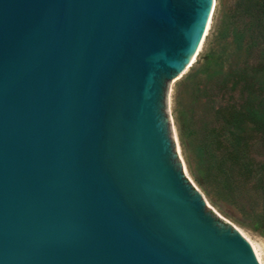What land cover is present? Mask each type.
Here are the masks:
<instances>
[{
	"label": "water",
	"instance_id": "1",
	"mask_svg": "<svg viewBox=\"0 0 264 264\" xmlns=\"http://www.w3.org/2000/svg\"><path fill=\"white\" fill-rule=\"evenodd\" d=\"M214 2L0 0V264H260L169 115Z\"/></svg>",
	"mask_w": 264,
	"mask_h": 264
},
{
	"label": "trees",
	"instance_id": "2",
	"mask_svg": "<svg viewBox=\"0 0 264 264\" xmlns=\"http://www.w3.org/2000/svg\"><path fill=\"white\" fill-rule=\"evenodd\" d=\"M248 20L234 27L238 47L230 54L207 56L188 75H204V98L198 114L181 119V136L191 156L195 179L223 199H234L240 187L252 183L264 189V0H243ZM251 34L243 44L246 31ZM259 145L262 159L253 156Z\"/></svg>",
	"mask_w": 264,
	"mask_h": 264
},
{
	"label": "rangeland",
	"instance_id": "3",
	"mask_svg": "<svg viewBox=\"0 0 264 264\" xmlns=\"http://www.w3.org/2000/svg\"><path fill=\"white\" fill-rule=\"evenodd\" d=\"M243 0H215L208 28L195 60L181 75L170 85L169 91V115L173 124V129L179 145V153L184 161L186 175L195 186L202 192L208 205L226 221L235 225L240 232L249 240L252 247L257 252L260 264H264V189L249 183L245 187H240L236 197L226 199L218 197L212 187H203L195 179V170L191 156L185 146V141L181 136L180 121L187 119L189 112L193 119L198 114L202 96L196 98L199 87L206 84L204 75H200L196 80H189L188 75L200 63L205 61L207 56H214L215 53H232L238 43L234 39V27L242 26L248 18L244 17ZM251 34H256L250 30L245 32L243 44L247 42ZM195 82V83H194ZM253 156L257 160L262 159L263 150L257 145L253 148Z\"/></svg>",
	"mask_w": 264,
	"mask_h": 264
},
{
	"label": "bare ground",
	"instance_id": "4",
	"mask_svg": "<svg viewBox=\"0 0 264 264\" xmlns=\"http://www.w3.org/2000/svg\"><path fill=\"white\" fill-rule=\"evenodd\" d=\"M210 21V20H209ZM208 24H209V22H208ZM208 24H207V28H208ZM207 28H206V30H205V34H206V31H207ZM249 241V240H248ZM251 244V243H250ZM252 246V245H251ZM254 247V246H253ZM252 247V248H253ZM253 250H254V252H255V255H256V257L258 258V256H257V252L255 251V249L253 248ZM259 261V260H258ZM260 263V262H259Z\"/></svg>",
	"mask_w": 264,
	"mask_h": 264
}]
</instances>
